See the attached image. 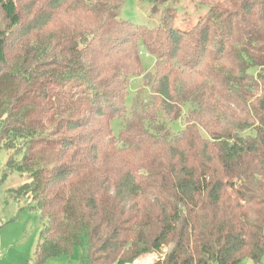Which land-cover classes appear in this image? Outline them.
Wrapping results in <instances>:
<instances>
[{
	"label": "trees",
	"instance_id": "16d2710c",
	"mask_svg": "<svg viewBox=\"0 0 264 264\" xmlns=\"http://www.w3.org/2000/svg\"><path fill=\"white\" fill-rule=\"evenodd\" d=\"M125 1L0 0V149L45 223L28 264L79 246L84 264L164 248L155 264L262 262L264 0H222L186 30L180 0H144L156 29L120 20ZM143 49L156 102L116 137ZM185 107L171 133L161 114Z\"/></svg>",
	"mask_w": 264,
	"mask_h": 264
},
{
	"label": "rangeland",
	"instance_id": "374dc122",
	"mask_svg": "<svg viewBox=\"0 0 264 264\" xmlns=\"http://www.w3.org/2000/svg\"><path fill=\"white\" fill-rule=\"evenodd\" d=\"M220 2L222 0H180L178 3L169 5L177 9L175 26L186 30L206 16L210 9ZM151 9L152 4L148 1L126 0L119 9V19L156 29L160 25V12L155 14ZM160 9L162 10V7ZM140 56L144 71L140 77L130 80L126 100V118L111 122V128L116 137L119 136L126 120L133 117L134 112H144L145 109L154 108V102H156V96L149 86L150 78L155 72L156 60L146 49L140 52ZM186 113L187 107L183 109L181 119L176 121H170L161 114L165 128L174 134L183 131ZM8 162V151L5 148L0 149V264H28L34 257L45 223L32 196L28 191L23 190L28 181L26 173L21 170L10 171ZM85 250V246H79L70 256L52 259L47 264H84ZM167 252L168 248H164L162 253L144 254L138 260L141 264H155ZM241 264H264V259L262 262H254L246 258Z\"/></svg>",
	"mask_w": 264,
	"mask_h": 264
},
{
	"label": "built area",
	"instance_id": "2783aa9c",
	"mask_svg": "<svg viewBox=\"0 0 264 264\" xmlns=\"http://www.w3.org/2000/svg\"><path fill=\"white\" fill-rule=\"evenodd\" d=\"M128 264H141V263H140L139 260H136V261H134V262H132V263H128Z\"/></svg>",
	"mask_w": 264,
	"mask_h": 264
}]
</instances>
